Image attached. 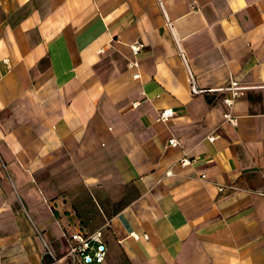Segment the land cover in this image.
Returning <instances> with one entry per match:
<instances>
[{
    "label": "crops",
    "instance_id": "obj_1",
    "mask_svg": "<svg viewBox=\"0 0 264 264\" xmlns=\"http://www.w3.org/2000/svg\"><path fill=\"white\" fill-rule=\"evenodd\" d=\"M262 191L264 0H0V264H264Z\"/></svg>",
    "mask_w": 264,
    "mask_h": 264
},
{
    "label": "built area",
    "instance_id": "obj_2",
    "mask_svg": "<svg viewBox=\"0 0 264 264\" xmlns=\"http://www.w3.org/2000/svg\"><path fill=\"white\" fill-rule=\"evenodd\" d=\"M143 44L141 42H135L130 46L131 53L136 55L140 49L142 48ZM4 62H8L7 59H3ZM137 66V62L135 59L129 62V67L133 68ZM189 72V83H190V90L194 94H207V93H224L222 95V102L226 106V112L224 113V118L231 124L235 125L237 123V117L234 116L233 112L231 111L237 98L240 97V94L243 90L247 89L248 87L236 82L231 81L228 86H222L220 88H212L207 87L203 88L199 86L195 80L194 76ZM138 74L136 73L135 76ZM158 120L164 121L169 119L173 116V111L170 108H164L159 111ZM209 139H213V136H209ZM170 146L176 147L179 145L176 138L171 137L168 139L167 142ZM191 159L186 157L185 155L182 156L180 161L178 162L179 165H185L190 163ZM205 175H202L201 178H204ZM226 188L234 189V185L225 184V185H218L219 191H224ZM264 196V191L261 192ZM137 237V235H133ZM45 255H48L52 261V263L59 264L57 257L53 254L52 250L45 247ZM107 248L102 240V233L101 231L95 230L91 233H71L70 243L67 247V251L65 256L69 257L71 260V264L82 263V264H101L106 256Z\"/></svg>",
    "mask_w": 264,
    "mask_h": 264
}]
</instances>
